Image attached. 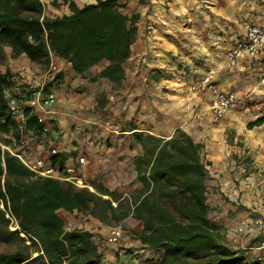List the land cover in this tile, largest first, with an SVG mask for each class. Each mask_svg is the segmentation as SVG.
Returning <instances> with one entry per match:
<instances>
[{
	"label": "trees",
	"instance_id": "obj_1",
	"mask_svg": "<svg viewBox=\"0 0 264 264\" xmlns=\"http://www.w3.org/2000/svg\"><path fill=\"white\" fill-rule=\"evenodd\" d=\"M63 1L68 12L50 16L41 0H0V47L29 60H47L52 53L85 78L102 64L91 81L123 80V63L137 36L138 14L122 10L126 0H95L81 6L74 0ZM7 78V72H0V128L10 126L16 141L18 133L4 93L13 81ZM61 80L62 74L56 73L45 80L44 90H53ZM20 87V98L32 92L29 86ZM25 114L27 129L37 131L42 116L28 110ZM263 120L258 117L248 127ZM134 135L142 146V153L133 158L141 186L128 197L102 184L90 190L64 179L32 177L21 160L2 148L6 144L0 137V245L12 247L0 251V264H116L127 254L134 256L123 264H132V259L136 264H250L248 255L224 243L222 227L208 216V163L202 143L180 129L168 139ZM52 161L59 162L56 157ZM59 167L62 170L61 162ZM61 211L83 212L107 225L128 217L141 221V231L132 232L140 244L115 250L116 255L106 248L112 244L107 239L98 244L87 229H67ZM155 254L160 255L157 260L152 259Z\"/></svg>",
	"mask_w": 264,
	"mask_h": 264
},
{
	"label": "crops",
	"instance_id": "obj_2",
	"mask_svg": "<svg viewBox=\"0 0 264 264\" xmlns=\"http://www.w3.org/2000/svg\"><path fill=\"white\" fill-rule=\"evenodd\" d=\"M74 1L79 6L95 2ZM63 7L67 9L65 12H68L66 3ZM135 7L136 3L133 9L134 13L138 14L137 36L131 45V55L123 63V68L125 77L128 76L131 80L136 75L148 80L144 85L148 89L143 91L145 92L143 99L131 100L136 110L131 114L125 113L129 117L128 122L126 121L127 127L119 130V133L137 132L143 133V137L148 133L168 139L180 129L194 142L202 143L203 159L208 163L207 191L213 190L209 196L207 194L208 216L222 227V234H225L226 239L231 240L233 234L230 230L243 217L256 214L264 216V120L259 125L248 127V123L256 118H264V49L254 57L243 54L233 67L226 66L225 55L221 70L211 74L212 81L220 89L234 90L237 95L229 112V120L214 123L208 91L196 87L197 92L192 93L191 100L182 104L184 94L180 87L179 95L172 98V92L161 89L170 86V81L155 83L149 79L146 68L150 69L151 73L157 72L156 70L162 72L166 64L173 63L179 44L166 35L170 28L168 25L155 22L154 12L148 11L146 6ZM241 32L240 37L244 34V26ZM15 58L17 68L25 77L24 80L32 84L35 80L32 78L34 73L29 70L30 60L26 55ZM55 58L56 63L50 64L56 65V69L46 76L43 74L42 79L49 80L58 72L62 74L61 82L53 89L57 101L46 111L36 112L42 116L44 123L50 126L51 131L45 136L46 148L41 149L33 145L35 150L41 151V157L46 164L55 166L60 162L75 164L78 156H85L89 160L88 166L80 167L76 164L77 173L82 180L98 173L102 176V181L108 184L114 183L109 179L116 174L124 176L126 173L130 180H136L133 158L142 153L141 144L137 141L132 148L124 147L121 143L122 138L116 135L118 134L116 128L113 130L114 134L107 129L98 130L105 122L99 113L102 115L107 112L106 106L103 103L99 104L97 100L101 90L98 81L105 79L98 78L92 82L76 74L70 63L63 58L57 56ZM131 62L143 65L129 69ZM226 128H233L237 136L228 139L225 134ZM47 145L56 147L58 153L50 156ZM53 157L59 161L57 164L53 163ZM124 159L129 160L126 172L123 167ZM120 223L129 225L133 231L139 232L142 229L141 221L130 217ZM139 244L136 238L126 243L128 246ZM110 255L108 253L107 257L110 258Z\"/></svg>",
	"mask_w": 264,
	"mask_h": 264
},
{
	"label": "rangeland",
	"instance_id": "obj_3",
	"mask_svg": "<svg viewBox=\"0 0 264 264\" xmlns=\"http://www.w3.org/2000/svg\"><path fill=\"white\" fill-rule=\"evenodd\" d=\"M41 1L44 4L45 13L50 16L59 15L67 11V9L63 7L65 4L63 0H55L54 4L53 0ZM51 3L53 5H51ZM134 3H136L135 8L146 6L148 11L154 12L155 22L164 24L165 26L168 25L170 28L166 32V35H168V38L176 40L179 44L173 63L166 64L162 72L156 70L157 72L151 73V70L148 68H146L145 71L148 73L149 79L152 80V82L159 83L164 80L170 81V86H165V89L160 88L164 91L172 92V98H175V95H179L178 91L181 88L184 94L182 104L185 103L184 101L191 100L192 93L197 92L196 83L201 75L205 73L212 74L221 70L223 67L222 61L229 47L235 42L236 38L237 40L242 38L240 34L242 33L241 30L244 24L252 23L264 28V0H126L122 10L129 15L133 14L135 10L133 9ZM15 60L16 58L11 56L7 46L0 47V72H7L8 80L17 77L22 81L23 86H28L29 83L24 80L25 77L22 71L17 68L18 66ZM29 63V70L34 73L32 78L35 81L32 82V85L35 88L36 85L41 82L43 74L49 68L50 63H56V58L54 54L50 53L47 60L34 59L30 60ZM138 65L141 66L143 64ZM138 65L131 62L129 69H134V67L139 68ZM101 67L102 64L98 65L93 72L87 74L86 77L90 80L93 74L97 73ZM128 78L127 76L124 78V81H120L116 84H112L106 79H99L98 86L101 90L97 96V100L99 104L103 103L106 106L107 112L102 115L101 112L99 113L102 120L105 122L98 130H102L103 128L114 134L113 130L117 129L118 134L116 135L122 138V146H129L132 148L135 146V143H137L134 135L137 132L125 134L119 133V130H123L127 127L126 121L129 117L125 113L129 112V114H131V112H135L136 108H134L132 101L143 99L142 96L145 95L143 91L148 89L144 87V85L148 80H144V77L140 78V75H136L134 78L138 79V81ZM44 91H48V88ZM131 91H136V93L132 94ZM229 112L222 118H216L212 115L213 118H211L214 123H221V121L229 120ZM11 121L15 129L14 121ZM146 134L148 133H145V135ZM225 134L228 139H233L237 136L233 128H226ZM0 137L6 146H14L15 139L13 138V129L10 126L7 128H0ZM128 165L129 160L124 159V172H126ZM109 180L114 183H104L102 181V176L98 173L89 179H84V186H75L79 188L88 187L90 190H94L92 185L102 184L108 189L115 190L125 197H128V195L135 191L134 189L141 186L138 181L134 179L130 180L126 173L124 176L116 174L115 177H113L112 175ZM114 184L116 186H114ZM211 191L213 190L209 189L207 191L208 196ZM61 213L67 218V229L86 228L96 236L95 240L98 244L105 243L109 227L115 225L104 224L98 219L79 211H73L71 213L61 211ZM119 225L123 230L119 243L117 242L115 245L106 244L107 249L111 247L108 251L112 253H115V250L120 252L119 249H123L122 247H128L126 243H128L129 240L135 239L132 233L133 230L129 225H123L121 223ZM11 228H16L15 224L11 225ZM232 229L230 230L231 232ZM223 235L224 243L231 248V240H227L225 234ZM27 243L29 242L27 241ZM135 247L137 246H134V248ZM11 250L12 247L9 245H0V251L8 252ZM112 253H110L111 255L109 258L111 261L114 259L112 258ZM115 254L118 255V253ZM127 255L128 256L125 258H120L116 264H123L122 261L129 263L127 259L130 257L133 258L134 255ZM159 256V254H155L152 256V259L157 260ZM141 257H146V259L149 258L147 255ZM131 263L136 264L137 261L132 259Z\"/></svg>",
	"mask_w": 264,
	"mask_h": 264
},
{
	"label": "built area",
	"instance_id": "obj_4",
	"mask_svg": "<svg viewBox=\"0 0 264 264\" xmlns=\"http://www.w3.org/2000/svg\"><path fill=\"white\" fill-rule=\"evenodd\" d=\"M262 49H264V28L256 24L246 23L242 38L236 40L226 53V66L233 67L243 54L254 57ZM55 69L56 65L50 64L44 76ZM11 80L13 84L8 86L4 93L8 114L10 119L14 121L18 138L13 147L1 145L2 148L9 150L21 160L32 172V177H54L70 181L76 186H84L83 180L77 173L76 164L82 167L88 165L89 160L85 156H78L75 164L63 163L62 170H60L59 165L46 164L41 157V151L35 150L34 146L41 149L46 148L45 136L50 133V126L42 121V117L39 118L42 124L37 131L27 129L25 124V110H28L29 113L46 111L57 101L55 91H44V78L35 88L29 84L32 92L25 98H20L18 93L23 83L17 77H13ZM196 87L209 92L210 109L216 118L224 117L233 107L237 98L234 90H221L212 81L210 73L202 75L197 81ZM47 150L50 156H55L58 153L57 148L52 145H47ZM122 233L123 230L119 224L110 226L107 242L116 244L121 239ZM232 234L231 248L248 255L250 264H264V216L256 214L243 217L232 229Z\"/></svg>",
	"mask_w": 264,
	"mask_h": 264
}]
</instances>
